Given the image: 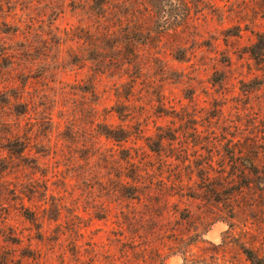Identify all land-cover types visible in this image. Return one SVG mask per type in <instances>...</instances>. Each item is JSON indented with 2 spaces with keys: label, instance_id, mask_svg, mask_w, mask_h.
Masks as SVG:
<instances>
[{
  "label": "rangeland",
  "instance_id": "rangeland-1",
  "mask_svg": "<svg viewBox=\"0 0 264 264\" xmlns=\"http://www.w3.org/2000/svg\"><path fill=\"white\" fill-rule=\"evenodd\" d=\"M150 1H113L125 34L105 73L62 31L72 6L56 38L0 39L34 105L28 158L0 159V264L264 260V0ZM96 122L129 137L94 145Z\"/></svg>",
  "mask_w": 264,
  "mask_h": 264
},
{
  "label": "trees",
  "instance_id": "trees-1",
  "mask_svg": "<svg viewBox=\"0 0 264 264\" xmlns=\"http://www.w3.org/2000/svg\"><path fill=\"white\" fill-rule=\"evenodd\" d=\"M113 1L0 0V39L6 37L14 40L21 38H33L35 40L56 38L61 35V30H58L60 28L56 22L68 7L72 6L73 11L80 10L83 18L76 26L65 28L62 31L69 34L74 27L80 30L90 43L89 55H91L96 66L102 67L96 68L94 71L105 73L110 69L109 64L111 62L118 63L119 60H122L119 52L121 50L120 44L123 41L116 38L119 36L122 38L125 34L119 29L125 16L121 12L113 14L110 10ZM150 3L158 5V0H151ZM115 36L114 44L110 46V40ZM127 39L126 46L133 45V42L129 40L130 38ZM260 43L264 48V40H260ZM1 44L5 45V41L3 40ZM258 44V42L255 43L253 47ZM10 50L11 48L8 46H2L0 49V59L3 61L0 63V159L7 160L9 165L11 162H17L15 159L25 161L28 158L26 152L31 150V148L29 149V146H31L30 132L23 128L21 122L23 117L32 109L31 106H34L31 105V100L29 101L25 97V93L28 92L26 78L31 77L30 71L28 68L26 70L25 67L17 71L21 58L15 52H10ZM109 52H113L114 55H110ZM105 53H108V56ZM123 59L128 63V60H126L129 59L128 56ZM13 71H15L14 76L4 78ZM93 93H97V91L94 89ZM119 104H121L120 107ZM113 107L120 116L123 113L121 107H124V102L117 103ZM94 109L97 110L96 107ZM93 130L95 131L94 145H97L96 139L100 135H105L116 141H122L129 137L128 130L115 128L108 122H96ZM35 164L38 166L36 161ZM130 177L136 179L132 175ZM26 212L30 211L26 210ZM247 251H250L253 255L257 254L255 251ZM257 260L256 255L255 257L252 256V264H264V260L261 262Z\"/></svg>",
  "mask_w": 264,
  "mask_h": 264
},
{
  "label": "bare ground",
  "instance_id": "bare-ground-1",
  "mask_svg": "<svg viewBox=\"0 0 264 264\" xmlns=\"http://www.w3.org/2000/svg\"><path fill=\"white\" fill-rule=\"evenodd\" d=\"M213 231H215V232H213ZM213 231H211V232H213L214 233V235H212V236H210V233H209V237H211L212 239H215V240H217L218 238H219V229L218 228H216L215 230H213Z\"/></svg>",
  "mask_w": 264,
  "mask_h": 264
},
{
  "label": "water",
  "instance_id": "water-1",
  "mask_svg": "<svg viewBox=\"0 0 264 264\" xmlns=\"http://www.w3.org/2000/svg\"><path fill=\"white\" fill-rule=\"evenodd\" d=\"M213 230H215V229H213ZM213 230H212V231H213Z\"/></svg>",
  "mask_w": 264,
  "mask_h": 264
}]
</instances>
